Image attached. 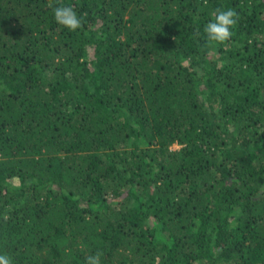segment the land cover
Listing matches in <instances>:
<instances>
[{
    "label": "trees",
    "instance_id": "1",
    "mask_svg": "<svg viewBox=\"0 0 264 264\" xmlns=\"http://www.w3.org/2000/svg\"><path fill=\"white\" fill-rule=\"evenodd\" d=\"M97 251L264 264V0H0V255Z\"/></svg>",
    "mask_w": 264,
    "mask_h": 264
},
{
    "label": "clouds",
    "instance_id": "2",
    "mask_svg": "<svg viewBox=\"0 0 264 264\" xmlns=\"http://www.w3.org/2000/svg\"><path fill=\"white\" fill-rule=\"evenodd\" d=\"M53 16L57 24L76 31L81 28L84 20L77 11L67 5H58L53 8ZM239 21V13L235 9L217 8L215 15L204 27L207 40L216 44H223L233 36V31ZM103 253L97 251L93 255L86 257L85 264H101ZM0 264H12V260L7 255H0Z\"/></svg>",
    "mask_w": 264,
    "mask_h": 264
},
{
    "label": "rangeland",
    "instance_id": "3",
    "mask_svg": "<svg viewBox=\"0 0 264 264\" xmlns=\"http://www.w3.org/2000/svg\"><path fill=\"white\" fill-rule=\"evenodd\" d=\"M173 149H174V150H177V149H179V147L175 146V147H173Z\"/></svg>",
    "mask_w": 264,
    "mask_h": 264
}]
</instances>
